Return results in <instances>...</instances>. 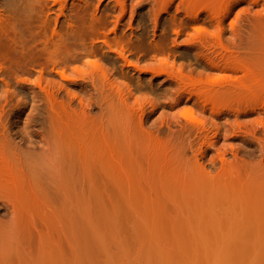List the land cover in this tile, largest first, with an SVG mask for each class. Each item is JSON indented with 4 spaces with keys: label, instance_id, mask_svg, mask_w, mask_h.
<instances>
[{
    "label": "bare ground",
    "instance_id": "6f19581e",
    "mask_svg": "<svg viewBox=\"0 0 264 264\" xmlns=\"http://www.w3.org/2000/svg\"><path fill=\"white\" fill-rule=\"evenodd\" d=\"M85 1L86 7L89 0ZM198 1L145 0L149 7L147 16L152 25L149 26L152 27L154 37L159 28L164 27L162 24L164 16L171 15L173 10L177 15L185 14L189 22L182 21L178 24L172 22L177 38L186 34L189 28L199 25L203 21L201 18L203 13H206L204 22L217 30L214 36L198 34L191 41L190 49L199 57L193 69V73L197 74L196 77H185L182 73L174 72V69L167 74L176 89L170 104L172 111L179 109L186 101L194 102L203 117L202 122L195 120L185 122L177 112H174L162 118V122L152 124L153 118L158 114L156 104L142 103L135 99L132 92L117 82L115 74L105 71L101 65H96L95 68L81 74L82 81L85 83L87 81L96 95L95 103L100 109V114L105 117L104 126L111 131L112 148L115 153L113 157L123 161V166L115 168L111 175V193L114 197L111 200L118 198L114 196L115 190L127 179L126 174H132V184L137 181L139 178L137 167L145 161L141 157H130L128 144L136 147L145 145L143 154L150 158L149 152L154 148L153 137L157 139L164 137L166 143L161 154L162 160L184 162L190 158L194 164V178L198 186L206 187L211 194H214L211 198L207 194L203 195V198L200 197L205 206L203 211L211 210L206 212L211 213L208 215V220L202 218L203 221L201 220L196 228L201 230L204 239L214 238L215 233L217 236L223 235L226 239H240L241 230L249 229L254 232L244 235L245 238H250L254 242H263L264 0H234L226 12L219 11L220 9L211 2ZM51 2L55 5L52 6ZM241 4H247V8L243 10L244 14L239 15L228 29L227 19L233 12L232 8ZM56 5H60L63 14L66 12L67 4L52 0H39L37 5L32 7L34 12L44 17L46 26L44 30L48 29L50 23L52 24L51 17ZM113 7L116 11L121 10V17L118 20L120 24L129 11V0H115ZM197 7L203 10L198 12L199 9H195ZM135 8L132 9V14ZM66 19L70 26L72 17L69 15ZM99 21L97 16H93L91 24L96 26ZM58 23V19L55 20L56 26ZM144 30H148L147 24L144 25ZM228 34L231 35L229 40L226 38ZM97 40L102 43V49L108 48L109 52H114L118 56L116 59L111 58L113 65L120 60L125 65H131L123 45L131 42L132 38L122 35L111 39L110 36L101 33ZM52 44H58L56 38H53ZM59 46L61 52L53 53L50 52L47 42L35 37L23 43L18 35L12 37L0 34V81H7L6 79L11 77L1 63L11 51L15 53L26 51V55L21 56L20 59L32 67L41 63L42 58H46L55 70L60 66L58 61L64 60L60 57L75 53L79 49L68 43H61ZM94 48L97 47L94 45ZM74 58L78 59L79 56ZM61 75L64 76V72ZM32 77L33 74L27 72L25 78L19 81L6 82V88L0 85V211H5V214L0 216V264H43L47 257L63 261L65 253L75 254L73 250L76 246L72 247L74 245L72 243L77 244V241L71 242L70 236L77 232L74 230H76L79 181L82 177L79 168L81 140L76 130L64 123L66 117L56 111V96L49 94L48 83L44 78H41L40 82H34ZM190 85L193 86L189 87ZM81 103L83 104L82 99ZM31 104L37 105L39 112L37 116L26 115V107ZM216 110L219 111L216 116L208 117ZM218 115H223L227 119V127L220 123ZM83 118L85 128H88L91 122ZM225 129H227L226 134L223 133ZM189 152L192 157L188 155ZM212 152L214 155L210 158L207 167L203 161ZM127 155L130 158L125 159ZM229 158L234 159V162L228 163ZM87 161L90 160L87 158ZM219 163L223 171L230 173L235 177V181L242 185L244 197L237 188L229 189L227 194L223 188L211 182L208 168L215 169ZM88 174L91 180L95 178L90 183L101 182L104 178L103 174ZM113 183L117 186L113 187ZM173 197L177 196L169 197L173 203L171 209L160 200L155 204H151L146 199L138 200L137 205L142 208L138 212L141 215L151 214L152 217V214L154 216L160 212L166 216L165 214L171 210L175 215H172L173 217L170 215L169 221L162 222L159 219H163L164 216L161 218L158 215L156 220L159 221L154 222L158 223V230L168 229L166 230L168 238L181 240L189 237L187 233L184 234V229L187 228L185 222L191 218L185 220L181 218L191 214L187 213L183 216L184 212L190 211L185 209L191 208H185L174 202ZM117 201L115 200L116 203ZM116 203L111 202V211L115 219L124 208ZM207 203L211 208L207 207ZM198 206V204L193 205L196 208ZM218 209L220 214L217 212ZM66 213L68 214L66 219L69 218L68 225L73 228L71 230L74 234L62 235H68L70 241L60 240V231L58 232L57 228L58 238L54 239L56 235L53 234L54 240L49 241L48 231L52 232L55 229L53 224L65 219ZM167 218L169 219V216ZM63 223L59 224L63 225ZM213 225L221 228L220 234L217 231L208 233L207 229ZM60 227V230L63 229L62 226ZM160 230L158 232H163L164 235V230ZM75 236L73 238L76 239Z\"/></svg>",
    "mask_w": 264,
    "mask_h": 264
},
{
    "label": "rangeland",
    "instance_id": "374dc122",
    "mask_svg": "<svg viewBox=\"0 0 264 264\" xmlns=\"http://www.w3.org/2000/svg\"><path fill=\"white\" fill-rule=\"evenodd\" d=\"M38 1L0 0V34L12 37L18 35L23 43H27L29 39L35 37L47 42L50 52L53 53L56 51L61 52L59 50L61 43H68L77 46L79 49L75 53L65 54L60 57V59L64 58V60L58 61L60 66L56 67L55 70H53L46 58H42L40 60L41 63L32 67L20 59L21 56L26 55V51L17 53L11 51L8 57L1 61L7 72L11 74V77L7 78V81H0V85L6 88V82L19 81L25 78L27 72L33 74L32 80L34 82H40L41 78H44L49 85L47 86L49 94L56 96V111L66 117L64 122L66 125H70L76 130L81 140L82 149L81 155H79L81 158L79 168L82 177L79 181L80 188L76 209L77 220L75 223L76 230H74V232L77 231L75 233L76 236L73 235V228L68 225L69 221L67 220L69 218L66 219L68 217L67 213L64 217L65 219L60 222L58 218V221L53 224L55 233H53L54 230L52 229V232L49 233L48 231V235L50 234L49 241L57 239L59 234L61 236H59L60 240L64 242L67 240H71V242L77 241L76 245V242L72 243L74 244L72 247L76 246V248L74 247L75 250H73L75 254L70 252L71 255L69 253L66 255L65 253L64 258L62 257L63 261L62 259L57 260L54 257H47L43 264H264V241L254 242L250 238L244 237L246 234L253 233V230H241L240 239H226L220 234L221 228L213 225L207 229L208 233L212 234L217 231L223 239L217 236L216 233L214 238L206 237L204 239L205 236L201 230L196 229L197 224L201 223L203 219L208 220V215L211 214L206 213L211 212L210 209L209 211L208 209L203 211L204 205L201 198L206 194L211 198L214 194H211L208 188L198 186L197 180L194 178V164L190 158L189 160H184V162L162 160L161 154L164 152L166 143L164 137L160 139L153 137L154 148L149 152L151 153L150 158L143 154L145 145L136 147L127 143L130 157H141L145 161L141 166L137 167L139 178L135 183L132 184V174H126L125 177L127 179L122 183L128 182L124 184L125 186L120 183V189L117 187V190H115L114 196L115 198L118 197L115 200H118L117 203H119L121 208L124 207L122 208L123 211L121 210L122 212L118 214L119 217L116 216L117 218L115 219L111 211V202L116 203L115 200H111L112 198L114 199L111 193V175L115 168L123 166V161L113 157L115 153H113L112 148L111 131L104 126L105 117L100 114V109L95 103L96 95L90 84L87 81L86 83L82 81L81 74L88 72L91 68H95L96 65H101L105 71L115 74L117 82L132 92L135 99L140 100L142 103L153 102L156 104L158 114L153 118L152 124L156 125L162 122V118L174 112H177L185 122L188 120L202 122L203 117L194 102L186 101L179 109L172 111L170 104L176 89L167 74L174 69V72L182 73L185 77H196L197 74L193 73V69L196 67V59L199 57H197L196 52L190 49L191 41L198 34L214 36L217 33L216 28H212L204 22L206 13H203L201 17L203 21L199 25L189 28L186 34L177 38L172 28L173 23L178 24L182 21L188 22V20L185 14L177 15L175 10H173L171 15L164 16L162 21L164 27H160L156 37H154L152 25L147 16L149 7L145 0H129V11L125 20L123 19L124 21L122 20L120 24L118 20L121 17V10L117 9L116 11L114 9L115 0H89L86 7L85 0H52L67 4V10L63 14L60 5H56L51 17L52 24L50 23L48 29L44 30L46 27L44 17L32 10V7L37 5ZM203 1L211 2L220 9L219 11L225 12L230 3L234 2V0ZM198 2L200 3V0ZM51 3L52 6L55 5L53 2ZM134 7H136L135 12L132 14L131 11ZM246 8L247 4L232 8L231 18L227 19L228 29H230L231 24L236 21L239 15L244 14L243 10ZM195 9H199L198 12L203 10L200 7ZM69 15L72 17L70 26L66 19ZM93 16H97L100 19L96 26L91 24ZM57 19L59 22L58 26L55 25V20ZM145 24L148 25L147 31L144 30ZM55 29L56 31H54ZM101 33L110 36L111 39L122 35L133 39L123 45L131 65H125L122 60L116 62L115 65L112 64L111 58L115 57L114 59H116L118 56L114 52H109L108 48L102 49V43L97 40L98 35ZM140 37L141 39H139ZM230 37L231 35L228 34L226 36L227 40ZM53 38H56L57 45L52 44ZM94 45L97 48H94ZM75 56H79V58L75 59ZM63 72L64 76L61 75ZM192 86L190 85L189 87ZM37 90L39 91L38 88ZM26 108V115L34 117L39 113L36 104H31ZM217 112L219 111L212 112L208 117L216 116ZM218 116L220 123L227 127V119L223 115ZM83 117L91 122L88 128H85V119ZM226 132L227 129L223 133L226 134ZM230 142L236 143L237 141L230 140ZM154 149L156 152H152ZM239 149L242 148L240 147ZM188 155L192 157L190 152ZM213 155L214 152L203 161L205 166L209 167V160ZM130 157L127 155L125 159ZM240 157L242 156L240 155ZM87 158L90 160L89 162ZM233 162L234 159L229 158L228 163ZM208 170L211 173L210 179L213 184L223 188L227 194L229 189L237 188L240 190L241 196L244 197L242 185L235 181L234 176L222 170L221 163L215 169L208 168ZM88 173L103 174L104 178L101 182L90 183L95 178L91 180ZM114 186L116 187L117 185L113 183ZM171 196L178 197H173L175 198L174 202H178L185 208H191L185 209V211H190L184 212L183 216L187 213L191 214L181 218L183 220L191 218L185 222V227L187 228L184 229V234L186 235L187 233L189 235L188 238L172 240V238H168L169 235L166 236L168 229L165 228L159 229L160 231L164 230L165 236L163 232H158L157 222L159 220L167 222L173 217L172 215H175L171 210L165 214L166 216L159 211L163 215L154 214L155 218H153V214L151 217V214H149L150 216L146 213L141 215L138 212L142 208L137 205V201H142L143 199H146L151 204H155L156 201L160 200L162 204H166L171 209V205L173 206L172 200L169 199ZM196 204L201 209L199 206L198 208L193 207ZM207 207L211 208L209 203H207ZM193 209L197 213H194ZM198 210L200 211L198 212ZM217 212L219 213V209ZM4 214L5 211L1 210L0 216ZM131 214L134 215L132 216ZM158 215L165 218L156 220ZM167 216H169V219H166ZM113 219L115 220L113 221ZM63 220L66 221V224ZM58 222L60 224L64 222L63 225L65 226L60 225ZM60 226L63 229L60 230ZM56 228L57 231L59 230L63 233L58 231V234ZM66 228L68 229L66 230ZM66 231L69 232L67 233ZM65 233L75 236L77 240L73 236L70 237L74 240L72 238L69 240L68 235L67 239L66 235H62ZM62 237L66 238V240Z\"/></svg>",
    "mask_w": 264,
    "mask_h": 264
}]
</instances>
